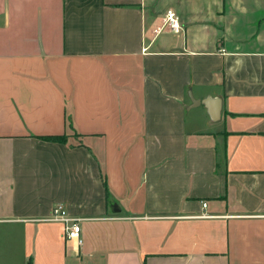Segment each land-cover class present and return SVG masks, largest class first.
<instances>
[{
  "label": "crops",
  "instance_id": "crops-1",
  "mask_svg": "<svg viewBox=\"0 0 264 264\" xmlns=\"http://www.w3.org/2000/svg\"><path fill=\"white\" fill-rule=\"evenodd\" d=\"M28 261L264 264V0H0V264Z\"/></svg>",
  "mask_w": 264,
  "mask_h": 264
},
{
  "label": "built area",
  "instance_id": "built-area-1",
  "mask_svg": "<svg viewBox=\"0 0 264 264\" xmlns=\"http://www.w3.org/2000/svg\"><path fill=\"white\" fill-rule=\"evenodd\" d=\"M164 26L169 27L173 31L181 29L179 19L173 10H168ZM207 206V202H203ZM53 221H60L64 225L65 237L68 240H75L79 245L83 243L81 218L70 215L69 211L63 204H57L53 207L51 216L48 218Z\"/></svg>",
  "mask_w": 264,
  "mask_h": 264
},
{
  "label": "water",
  "instance_id": "water-1",
  "mask_svg": "<svg viewBox=\"0 0 264 264\" xmlns=\"http://www.w3.org/2000/svg\"><path fill=\"white\" fill-rule=\"evenodd\" d=\"M197 104H200L201 101L200 100H196ZM209 109H211L214 113L215 118H217L219 116V111L221 108V100L220 99H216L214 101H204L203 102Z\"/></svg>",
  "mask_w": 264,
  "mask_h": 264
},
{
  "label": "trees",
  "instance_id": "trees-1",
  "mask_svg": "<svg viewBox=\"0 0 264 264\" xmlns=\"http://www.w3.org/2000/svg\"><path fill=\"white\" fill-rule=\"evenodd\" d=\"M45 138L50 141H58V142H65L67 140L66 135L47 136Z\"/></svg>",
  "mask_w": 264,
  "mask_h": 264
},
{
  "label": "rangeland",
  "instance_id": "rangeland-1",
  "mask_svg": "<svg viewBox=\"0 0 264 264\" xmlns=\"http://www.w3.org/2000/svg\"><path fill=\"white\" fill-rule=\"evenodd\" d=\"M66 136L68 137V135H66ZM11 263H12V264H16V263H14V262H11ZM24 263H25V261H24ZM27 264H32V262L28 261Z\"/></svg>",
  "mask_w": 264,
  "mask_h": 264
}]
</instances>
